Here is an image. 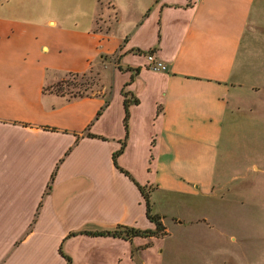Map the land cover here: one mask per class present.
<instances>
[{
  "label": "crops",
  "instance_id": "crops-1",
  "mask_svg": "<svg viewBox=\"0 0 264 264\" xmlns=\"http://www.w3.org/2000/svg\"><path fill=\"white\" fill-rule=\"evenodd\" d=\"M254 6L0 0V264H69L62 252L73 264H150L170 223L177 253L188 255L187 243L210 226L207 200L228 189L217 182L227 120L263 102L264 84L247 81L240 59ZM149 52L166 71L151 69ZM109 60V83L97 93L47 89ZM123 89L140 102L116 162L126 138ZM140 185L153 188L167 235L83 233L155 229Z\"/></svg>",
  "mask_w": 264,
  "mask_h": 264
},
{
  "label": "rangeland",
  "instance_id": "rangeland-1",
  "mask_svg": "<svg viewBox=\"0 0 264 264\" xmlns=\"http://www.w3.org/2000/svg\"><path fill=\"white\" fill-rule=\"evenodd\" d=\"M240 59L251 71L247 72V81L264 84V0H255ZM109 61L85 74H65L47 89L68 97L97 93L109 83L112 60ZM262 100L256 112L237 113L227 120L229 135H225L222 144L217 182L227 180L228 189L207 200L205 224L210 226L201 232L203 239L194 244L188 242V255H179L178 235L170 223V234L156 243L150 264H264V98Z\"/></svg>",
  "mask_w": 264,
  "mask_h": 264
},
{
  "label": "trees",
  "instance_id": "trees-1",
  "mask_svg": "<svg viewBox=\"0 0 264 264\" xmlns=\"http://www.w3.org/2000/svg\"><path fill=\"white\" fill-rule=\"evenodd\" d=\"M139 53H145L144 51L138 50ZM135 71L139 72L138 68L134 69ZM75 74V73H71ZM57 92V91H56ZM65 95L63 93H59ZM84 95V94H79ZM75 95V96H79ZM123 95H124V105H125V117H124V124L126 129V138L123 141L122 147L114 154V159L117 162V157L124 151L125 145H126V139L129 136V120H130V107L134 104H139L140 99L133 94V92L124 90L123 89ZM74 97V96H71ZM121 170L124 171L127 175H129L131 178H134V176L126 169L121 167ZM141 192L143 193V196L145 197L146 203H147V214L148 217L156 224L155 229H139L135 227L125 226V225H119L115 229L112 230H97V231H84L83 233L91 234V235H106V236H115V237H123L128 240H132L136 236H144V237H163L168 234L167 228L164 225L162 221V216L159 214H156L153 211V200H152V191L153 188L151 186L147 185H140ZM75 234V233H73ZM152 241L148 242L146 246H151ZM63 256L67 259V262L69 264H73L71 258L66 255L64 252H62Z\"/></svg>",
  "mask_w": 264,
  "mask_h": 264
},
{
  "label": "built area",
  "instance_id": "built-area-1",
  "mask_svg": "<svg viewBox=\"0 0 264 264\" xmlns=\"http://www.w3.org/2000/svg\"><path fill=\"white\" fill-rule=\"evenodd\" d=\"M146 59L151 69L156 70V71H166L167 70V65L161 59H159L155 53L153 52L147 53Z\"/></svg>",
  "mask_w": 264,
  "mask_h": 264
}]
</instances>
